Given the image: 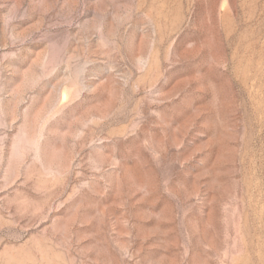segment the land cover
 Returning a JSON list of instances; mask_svg holds the SVG:
<instances>
[{
    "label": "rangeland",
    "instance_id": "rangeland-1",
    "mask_svg": "<svg viewBox=\"0 0 264 264\" xmlns=\"http://www.w3.org/2000/svg\"><path fill=\"white\" fill-rule=\"evenodd\" d=\"M0 264H264V0H0Z\"/></svg>",
    "mask_w": 264,
    "mask_h": 264
}]
</instances>
